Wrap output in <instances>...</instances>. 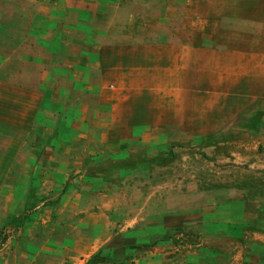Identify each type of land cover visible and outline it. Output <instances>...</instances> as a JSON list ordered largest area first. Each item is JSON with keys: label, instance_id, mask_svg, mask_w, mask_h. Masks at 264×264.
Listing matches in <instances>:
<instances>
[{"label": "crops", "instance_id": "0c3cea01", "mask_svg": "<svg viewBox=\"0 0 264 264\" xmlns=\"http://www.w3.org/2000/svg\"><path fill=\"white\" fill-rule=\"evenodd\" d=\"M138 5L139 0H5L0 232L30 212L32 219L0 250V264H87L112 239L117 222L111 211L121 202L103 197L93 211L92 197L72 175L87 168L85 155L116 157L139 146L153 148L172 124L202 136L205 115L220 112L217 101L202 95V51L191 63L186 55L182 64L184 51L134 44L125 34L135 18L128 11ZM208 72L213 79L212 66ZM174 90L184 98L173 100ZM263 99L264 55L247 53V109ZM211 119L215 130L217 120ZM93 124L98 130H91ZM92 143L101 149L96 152ZM32 186L40 189L30 211Z\"/></svg>", "mask_w": 264, "mask_h": 264}, {"label": "rangeland", "instance_id": "374dc122", "mask_svg": "<svg viewBox=\"0 0 264 264\" xmlns=\"http://www.w3.org/2000/svg\"><path fill=\"white\" fill-rule=\"evenodd\" d=\"M128 12L134 24L124 32L132 43L184 51L182 64L202 51V95L217 101L220 112L205 115L202 136L186 123L172 124L153 148L116 157L87 154V168L72 171L92 197L93 211L103 197L121 202L111 211L117 224L99 249V264L149 257L161 264H264V99L247 109V53L264 55V0H139ZM179 93L171 98H184ZM91 130L98 129L93 124ZM39 189L31 187L30 211ZM31 214L0 232V250Z\"/></svg>", "mask_w": 264, "mask_h": 264}, {"label": "trees", "instance_id": "16d2710c", "mask_svg": "<svg viewBox=\"0 0 264 264\" xmlns=\"http://www.w3.org/2000/svg\"><path fill=\"white\" fill-rule=\"evenodd\" d=\"M103 255V249L99 250L97 253H95L89 260L88 264H99L104 261Z\"/></svg>", "mask_w": 264, "mask_h": 264}]
</instances>
